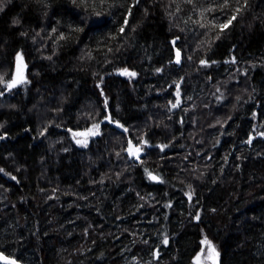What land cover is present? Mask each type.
Returning <instances> with one entry per match:
<instances>
[{"label":"trees","instance_id":"trees-1","mask_svg":"<svg viewBox=\"0 0 264 264\" xmlns=\"http://www.w3.org/2000/svg\"><path fill=\"white\" fill-rule=\"evenodd\" d=\"M223 2L0 0V251L264 264V0Z\"/></svg>","mask_w":264,"mask_h":264},{"label":"snow or ice","instance_id":"snow-or-ice-1","mask_svg":"<svg viewBox=\"0 0 264 264\" xmlns=\"http://www.w3.org/2000/svg\"><path fill=\"white\" fill-rule=\"evenodd\" d=\"M187 2L188 3H191L192 0H187ZM246 4H247V0H245V6H246ZM220 7L221 8H228L229 7V0H224L223 4H221ZM0 10H2V8H0ZM212 10L213 9H210V8L209 9H204V11H212ZM240 10H241V8L240 7H237L235 9L233 15H231L225 23H220V24L213 23L212 26L213 27H218L221 31H223L224 29H226L232 23V21L234 19H236V13H239ZM177 11H179V7L177 8ZM201 16H203V12H201ZM127 24H128V20H127V17H126L125 20H124V25L126 26ZM201 27H205V25L204 24H201ZM119 32L122 34L124 32V27H121L119 29ZM61 38H63V37H61ZM113 39H115V37H113ZM173 43H175V42H173ZM179 57H180V53H179V51H177V63H179ZM17 60L18 61L20 60V57L19 56H17ZM204 63H205V61L202 60L201 61V64H204ZM123 72L124 73H127L129 75H132V76L135 75V73H128V70L127 69L123 70ZM2 82H3V77H0V83H2ZM20 82H22V81L21 80L13 79L10 83H8L7 86L9 88H11V87H14L17 83H20ZM177 87H179V85H177ZM0 94H2V93H0ZM177 103H179V101H177ZM176 106H177L176 104H173L172 105V107H176ZM93 127L94 128H98L99 125H94ZM91 131L92 130L90 129L89 132H91ZM93 134H95V133H93ZM76 135H84V133H77ZM77 143L79 144V143H82V142L78 140ZM127 151L129 152L130 155L133 154V145H132V142L131 141H129ZM135 151L136 152H139V148H136ZM149 175H151V174H149ZM151 178L152 179H157L156 177H151ZM197 219H199L198 216H197ZM167 242H168L167 239H165L164 240V243L167 244ZM214 252H215V250L213 248H211V246H210L209 247V256L211 257ZM0 259H5L6 260L7 258L4 257L2 254H0ZM197 259H199V258H197ZM8 264H15V261H9Z\"/></svg>","mask_w":264,"mask_h":264},{"label":"rangeland","instance_id":"rangeland-1","mask_svg":"<svg viewBox=\"0 0 264 264\" xmlns=\"http://www.w3.org/2000/svg\"><path fill=\"white\" fill-rule=\"evenodd\" d=\"M20 60H17V72H16V80H22L26 77V62L24 60L23 55H19ZM130 73V72H128ZM24 77V78H23ZM180 89L176 90V95L180 96ZM118 127H121L120 123H115ZM213 248L215 252L213 255L210 257L209 256V247ZM199 258V259H197ZM194 264H219V251L215 244L211 241L204 240L202 249L200 252L196 255L194 259Z\"/></svg>","mask_w":264,"mask_h":264},{"label":"water","instance_id":"water-1","mask_svg":"<svg viewBox=\"0 0 264 264\" xmlns=\"http://www.w3.org/2000/svg\"><path fill=\"white\" fill-rule=\"evenodd\" d=\"M15 86L14 87H11L9 88L8 86H6V88L1 92L2 94H0V96H5L11 92H13ZM129 141H131V139H129ZM132 142V141H131ZM139 157L136 158L137 161H139ZM151 175H149L150 179L153 180V181H160V177L152 172L150 173ZM151 177H156L157 179H152ZM0 254H2L4 257H6L7 259H0V264H8L9 261H15V264H23L21 261H19L18 259H16L15 257L11 256V255H8L2 251H0Z\"/></svg>","mask_w":264,"mask_h":264}]
</instances>
